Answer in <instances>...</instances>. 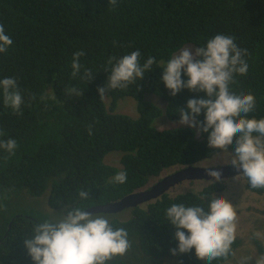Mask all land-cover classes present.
<instances>
[{"label":"trees","instance_id":"16d2710c","mask_svg":"<svg viewBox=\"0 0 264 264\" xmlns=\"http://www.w3.org/2000/svg\"><path fill=\"white\" fill-rule=\"evenodd\" d=\"M0 24L13 40L0 53V80L15 78L23 99L22 115L13 114L0 90V141L17 142L14 154L0 149V264H33L23 240L33 236L37 224L72 207L116 201L149 188L173 167L198 165L219 154L195 128L152 126L163 112L177 121L189 99L204 97L187 89L173 97L162 82V68L184 46L204 47L217 34L234 37L246 50L249 67L245 75L234 74L229 90L254 95L256 107L248 118H264V0H118L115 6L109 0H0ZM136 50L141 64L155 59L152 71L100 98L97 90L106 86L112 67L109 58ZM77 51L85 55L73 77ZM73 87L81 95L67 94ZM145 94L161 98L164 110ZM124 97L136 101L138 118L114 112ZM196 119L203 122V114ZM114 151L121 153L119 167L104 162ZM120 171H126V182L113 183ZM246 187L263 192L248 181ZM175 188L143 205L102 213L111 216L114 229L127 231L130 243L123 256L107 264H207L194 250L171 255L178 242L166 209L175 203L207 210L213 197L228 194L226 180L206 182L198 191L175 193ZM81 190L89 192L87 200L80 199ZM239 243L236 238L235 252ZM257 252L264 253L261 244ZM232 257L212 264H227Z\"/></svg>","mask_w":264,"mask_h":264},{"label":"clouds","instance_id":"9594fccd","mask_svg":"<svg viewBox=\"0 0 264 264\" xmlns=\"http://www.w3.org/2000/svg\"><path fill=\"white\" fill-rule=\"evenodd\" d=\"M109 2L115 6L118 0ZM12 44L13 40L0 24V53H6ZM84 55L83 51L74 53L71 64L73 77L80 72V58ZM246 55V50L234 43V37L217 34L208 39L204 47H185L174 53L162 68V82L173 97L184 89L204 94L203 98L189 99L186 108L179 109L178 120L180 125L195 128L198 134H206L208 147L219 152L198 164L208 167L206 176L211 179L207 182L212 185L221 182L222 174L214 169L217 167L215 161L217 156L227 153L230 157L228 164L238 173L234 179L242 176L250 188L264 189V118H248L256 107L254 95L234 94L229 90L234 74L245 75L248 72L249 65L243 59ZM140 56V51L136 50L120 59L109 58L108 63L112 67L106 86L97 90L100 98L111 89L126 88L142 80L146 73L152 71L155 59L149 57L141 64ZM182 75L187 77L186 81ZM84 76L89 81L93 78L90 70H86ZM0 90L4 105L13 114L22 115L23 99L17 80L12 77L0 80ZM65 91L69 95H81L75 87ZM201 114L203 122L196 119ZM233 146L234 151H229ZM16 147L14 139L0 141V149L9 154H14ZM174 168L178 167L171 168L170 173ZM126 180V171L112 177L113 183L123 184ZM78 195L81 200L89 198V192L85 190ZM166 218L176 229L174 238L178 242L171 255L194 250L195 257L207 264L218 259L227 262L230 256L236 255L233 244L237 212L224 197H213L207 210L174 203L167 207ZM253 238L264 239V234L254 232ZM23 244L33 264H107L113 258L123 256L130 247L124 228L114 229L106 216L90 214L80 207H72L57 219L37 224L33 236L24 239ZM252 261L264 264V253L255 257L244 256L239 264H251Z\"/></svg>","mask_w":264,"mask_h":264},{"label":"rangeland","instance_id":"374dc122","mask_svg":"<svg viewBox=\"0 0 264 264\" xmlns=\"http://www.w3.org/2000/svg\"><path fill=\"white\" fill-rule=\"evenodd\" d=\"M188 47L195 49L192 45H186L183 48ZM182 48V49H183ZM145 100L152 102L153 104L157 105L162 111L164 110L165 102L153 95V94H145ZM107 103V101H106ZM114 112L126 114L132 118H138L139 112L137 110L136 101L131 97H124L117 100V105L115 106ZM152 126L157 130H167L173 128H189L186 125H180L179 120L171 121L165 117L164 112L161 116L157 117L153 122ZM121 154V153H120ZM120 154L117 151L110 152L104 159L106 164L117 166L119 167V158ZM225 161L230 160V157L226 153L223 160ZM218 160L215 161V164H218ZM208 163V162H207ZM206 164V163H205ZM171 171V170H170ZM207 181L203 180H195V181H185L175 188V193L180 191L192 190L198 191L202 188ZM226 189L228 193L226 197L228 201H231V192L232 198L234 200L233 206L235 205V211L238 214V219L241 220L240 227L242 228V232L240 233V237L245 241H250L253 238V232L259 231L264 234V193L263 194H255L249 192L246 189V181L242 179H234L233 182L226 181ZM171 195L175 194L169 192ZM225 197V198H226ZM256 210H261L260 212H255ZM125 214H128L126 212ZM94 215H102V213L94 214ZM107 218L111 217L110 215H104ZM261 246H264V239L259 240ZM236 255L232 257V259L227 264H239L240 260L244 256H258L257 249L254 246H250L246 244L244 247L237 250ZM252 263V262H251ZM253 264L255 262L253 261Z\"/></svg>","mask_w":264,"mask_h":264},{"label":"water","instance_id":"95a60500","mask_svg":"<svg viewBox=\"0 0 264 264\" xmlns=\"http://www.w3.org/2000/svg\"><path fill=\"white\" fill-rule=\"evenodd\" d=\"M208 167H203L201 165H192L180 168H174L173 172L169 174L163 173L161 178L150 185L149 188L139 189L132 192L124 197L109 202L107 204L92 206L85 209L90 214H113L128 209L129 207H136L144 203L154 201L158 199L162 194L168 192L171 188L179 185L184 181H195L203 180L207 181L211 179L206 176L205 169ZM215 170L221 172V180H230L231 177L237 176L238 173L234 167L231 165H224L221 167H214Z\"/></svg>","mask_w":264,"mask_h":264},{"label":"flooded vegetation","instance_id":"af4514ba","mask_svg":"<svg viewBox=\"0 0 264 264\" xmlns=\"http://www.w3.org/2000/svg\"><path fill=\"white\" fill-rule=\"evenodd\" d=\"M225 155L226 154H220L219 156H217L216 157V159L218 160V161H220V162H218V164H216V166L217 167H221V166H224V165H229L228 163H229V160H227V161H225V159L223 160V158L225 157ZM234 178H235V176L234 177H231V179L230 180H226V181H231V182H233L234 181ZM239 179H242L243 181H247L246 180V178H244V177H240ZM246 189H247V187H246ZM249 192H252V190H249V189H247ZM252 193H255L256 194V192H252ZM264 193V189H263V192L262 193H258V195H260V194H263ZM232 194H233V192H231V203H233L234 202V200H233V198H232ZM261 210H256L255 212H260ZM241 222V220H239L238 219V214H237V221H236V225H237V227H236V238L239 240V246H238V249L237 250H239L240 248H242V247H244L246 244H248V245H250V246H254L256 249H257V246H258V244H261L260 243V241L259 240H256V239H252V240H250V241H247V242H245L241 237H240V233L242 232V228L240 227V224L239 223ZM254 232H257V231H254ZM253 232V233H254ZM253 236V235H252ZM263 248V250H264V246L262 247ZM236 250V251H237ZM260 255V254H259Z\"/></svg>","mask_w":264,"mask_h":264}]
</instances>
